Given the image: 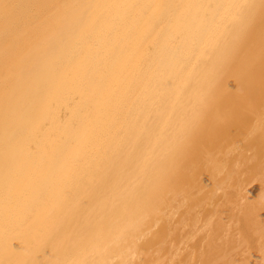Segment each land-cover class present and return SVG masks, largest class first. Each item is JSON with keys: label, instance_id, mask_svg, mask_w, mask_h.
Wrapping results in <instances>:
<instances>
[{"label": "bare ground", "instance_id": "obj_1", "mask_svg": "<svg viewBox=\"0 0 264 264\" xmlns=\"http://www.w3.org/2000/svg\"><path fill=\"white\" fill-rule=\"evenodd\" d=\"M200 218L199 264H264V0H0V264H159Z\"/></svg>", "mask_w": 264, "mask_h": 264}, {"label": "rangeland", "instance_id": "obj_2", "mask_svg": "<svg viewBox=\"0 0 264 264\" xmlns=\"http://www.w3.org/2000/svg\"><path fill=\"white\" fill-rule=\"evenodd\" d=\"M250 152L251 151H247V154H250ZM249 187H253V185L252 186H249ZM252 189H254V188H252ZM247 191H246V189H245V194H247L246 193ZM222 192H220V190H219V194H221ZM242 195H244V193L242 194ZM244 201V200H243ZM203 214V213H202ZM204 218V217H203ZM228 217L226 216V218L224 217V221L226 222L227 220H228V222H226V225H225V227L226 228H224L225 229V232L227 231V230H231V231H235V233H237L238 232V237L236 236V238H234V240H240V234H241V232L239 233V231L238 230H236V229H233L232 227H236V223L235 222H231V221H229V220H231V219H227ZM202 218H200L197 222H199L200 221V223L198 224V225H200V226H198V225H196V226H194V227H196V228H191L192 230H194V229H196V231H192V233H194V234H190L191 232H190V229L188 230L189 232H187V231H183L182 230V232H185V233H182L183 234V237L181 236V239H186V240H188L187 241V243H188V245H190L189 247H187V243H186V241L184 242V244H183V240H182V243H178L177 244V247L176 246H173V249H175L176 250V253H178V255L175 253V256L173 255V254H168V255H165L164 256V258H165V260H164V258L162 257L161 259H163V261L164 262H160V260L158 261V263L160 264H175V262H176V264H180V261L181 262H184V261H186V260H183L182 258H184L186 255L188 256V258L189 259H187V260H191L190 261V263L191 264H199L200 263V259H198V253L199 252H201V251H203L204 249H205V245H204V243L206 242V240H207V234H209L210 233V228L206 225V226H204L203 227V223H204V219L203 220H201ZM203 221V222H202ZM228 223H230V224H232L233 223V225H231L230 226V224H229V226H228ZM197 224V223H196ZM203 224V225H202ZM198 226V227H197ZM228 226V227H227ZM203 229H202V228ZM230 227V228H229ZM234 227V228H235ZM208 228V229H207ZM228 228V229H227ZM198 230V231H197ZM237 231V232H236ZM197 232V233H196ZM186 233H189V234H186ZM186 234V235H185ZM206 234V235H205ZM185 235V236H184ZM189 235V236H188ZM192 235L194 236L193 238H192ZM203 239H205V240H203ZM221 240H223L222 238H221ZM220 239H219V241L221 242V243H223L224 242V240L223 241H221ZM218 241V242H219ZM241 243V242H240ZM239 243V244H240ZM244 244V245H243ZM174 245H176V244H174ZM179 245H180V247H179ZM243 246H246V244L245 243H242V247H241V251H240V253H243V252H245L246 251V253H248V251H247V249L246 248H243ZM179 247V248H178ZM188 249H187V248ZM193 247V248H192ZM231 247V246H230ZM177 248V249H176ZM185 248H186V250H185ZM233 248V247H232ZM243 248V249H242ZM199 249H201V251L199 250ZM174 250V251H175ZM197 250H199V251H197ZM239 250V249H238ZM242 250H243V252H242ZM189 251H191V253L189 252ZM195 251H197L196 253H195ZM236 252V249H232L231 251H230V253H232V252ZM189 252V253H188ZM182 253V254H181ZM183 253H184V255H183ZM245 253V254H246ZM180 254H181V256H180ZM186 254V255H185ZM191 254H193V255H195V256H193V255H191ZM169 255H171V256H169ZM190 255V256H189ZM243 255H244V253H243ZM172 256H173V258H172ZM177 256H179V258H180V260H179V262H178V257ZM233 256V255H232ZM176 257L178 258V259H176ZM169 258V260H167ZM192 258V259H191ZM196 259V260H195ZM194 260H195V262H194ZM168 261V262H167ZM233 261V260H232ZM172 262V263H171ZM174 262V263H173ZM193 262V263H192ZM190 263H187V264H190ZM233 264H234V262H233Z\"/></svg>", "mask_w": 264, "mask_h": 264}]
</instances>
